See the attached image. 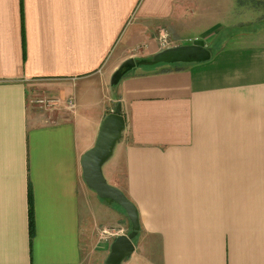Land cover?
<instances>
[{"label":"crops","instance_id":"crops-1","mask_svg":"<svg viewBox=\"0 0 264 264\" xmlns=\"http://www.w3.org/2000/svg\"><path fill=\"white\" fill-rule=\"evenodd\" d=\"M202 1L0 0V264H105L118 236L99 234L130 222L94 202L82 158L118 103L104 169L141 223L122 264H264V45L247 42L262 35L111 84L128 59L188 45Z\"/></svg>","mask_w":264,"mask_h":264},{"label":"water","instance_id":"water-1","mask_svg":"<svg viewBox=\"0 0 264 264\" xmlns=\"http://www.w3.org/2000/svg\"><path fill=\"white\" fill-rule=\"evenodd\" d=\"M212 49L204 41H195L193 44L171 47L154 55L150 59L137 61L128 59L114 73L111 84L117 86L129 72L142 64H190L210 60ZM126 120L122 114V104L118 103L116 109L104 119L97 137L96 144L89 149L82 158L83 177L87 186L106 202L115 204L126 212L132 224L129 234L118 236L111 245V251L105 264H122L130 258L136 246L134 240L139 236L141 223L137 206L126 194L111 185L104 174L105 163L113 157L114 148L126 130Z\"/></svg>","mask_w":264,"mask_h":264},{"label":"rangeland","instance_id":"rangeland-1","mask_svg":"<svg viewBox=\"0 0 264 264\" xmlns=\"http://www.w3.org/2000/svg\"><path fill=\"white\" fill-rule=\"evenodd\" d=\"M196 12V16L195 12L189 13L190 15H188L189 18L187 20L189 27L185 28L180 33L181 37L188 42L187 44L189 46L198 40L205 41L206 38L213 35L217 36V39H214L210 45H208V43L207 46L215 52V50H217L216 48L220 46L221 37L228 35L229 32L231 33V39L229 41V44L231 45L236 43V39L237 41H240L242 38H245L243 37L244 34L253 31H257L262 37L258 39H249L247 42L256 41V43L260 42L264 45V0H203L201 8ZM166 34L169 36L167 32ZM75 108L69 109L74 110ZM109 161L110 159L105 165ZM106 169L107 167L105 169L103 167L105 177L109 180ZM89 193H91V197L95 199L94 202L99 203V201H101V198H99L96 192L89 190ZM109 230L110 234H114L111 235V238L117 237L120 234H129L132 230V224L131 222L129 225L120 223V225L110 227ZM107 236L110 235H103L101 232L99 234V239H105ZM95 261L97 262L94 258L90 260L91 264H96Z\"/></svg>","mask_w":264,"mask_h":264},{"label":"built area","instance_id":"built-area-1","mask_svg":"<svg viewBox=\"0 0 264 264\" xmlns=\"http://www.w3.org/2000/svg\"><path fill=\"white\" fill-rule=\"evenodd\" d=\"M160 42H161L162 46H168L170 44L169 36L166 33H164L160 37ZM37 102H38V104L44 105V107L45 106L46 107H52V106L57 105L58 102H59V100H54V99H41V100H38ZM68 104H69L68 105L69 108H71V109L75 108V103H74L73 100H70L68 102ZM109 231H110L109 229H105V230L102 231V233H103V235L104 234L105 235L106 234L107 235H114V234H110Z\"/></svg>","mask_w":264,"mask_h":264},{"label":"trees","instance_id":"trees-1","mask_svg":"<svg viewBox=\"0 0 264 264\" xmlns=\"http://www.w3.org/2000/svg\"><path fill=\"white\" fill-rule=\"evenodd\" d=\"M158 65H161V64H158Z\"/></svg>","mask_w":264,"mask_h":264}]
</instances>
